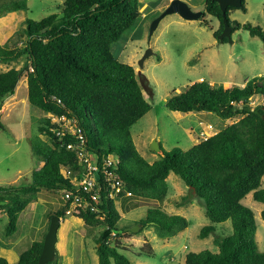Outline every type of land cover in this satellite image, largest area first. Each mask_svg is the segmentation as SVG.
Here are the masks:
<instances>
[{
	"label": "trees",
	"instance_id": "trees-1",
	"mask_svg": "<svg viewBox=\"0 0 264 264\" xmlns=\"http://www.w3.org/2000/svg\"><path fill=\"white\" fill-rule=\"evenodd\" d=\"M27 9V0H0V15ZM199 9L205 11L199 19L203 23L206 14L219 21L213 31L217 38L224 26L218 2L205 0ZM230 9L246 11L245 0L239 7H228L227 17ZM140 15L139 0H64L60 14L51 13L37 21L27 19L23 46L0 43V63L26 56L20 68L0 72V99L13 94L19 79L25 76L32 105L46 114L76 119L89 149L119 157V176L132 192L129 198L163 200L169 190L167 178L173 172L189 188V193L176 201L177 206L191 203L193 197L204 205L210 223L200 229V238L214 232L216 223L231 222V233L214 239L216 252L190 251L184 264H264V251L257 247L254 212L242 202L252 193L255 201L264 204V103L250 104L252 97L264 96V75L248 79L243 86L214 85L202 79L171 95L165 102L171 111H206L223 120L239 119L186 150H166L160 145L158 158L149 162L137 150L130 129L151 105L134 67L119 61L111 51L112 44ZM228 22L232 33L243 28L264 41L260 26L229 18ZM143 77L141 74V81L149 86ZM54 126L52 117L45 116L31 140L33 153L43 162L32 172L31 181L0 186V211L7 217L6 237L16 232L19 213L37 199L40 189L63 191L70 186L60 166L75 169L77 159L50 130ZM0 129L5 130L1 116ZM40 135H48L50 143ZM63 139L71 140L68 136ZM103 209L104 220L89 212L73 214L69 220L103 226L96 239L97 264H133L111 241L113 233L120 235L125 230L118 226L120 214L113 201H104ZM65 213L64 207L57 209L49 215V221L52 215L64 219ZM261 218L264 220V208ZM135 224H140L141 230L151 226L158 238L167 239L185 230L189 221L155 206L147 208ZM46 232L19 254L15 264H37ZM0 264L9 262L0 256ZM47 264H60L58 254Z\"/></svg>",
	"mask_w": 264,
	"mask_h": 264
},
{
	"label": "rangeland",
	"instance_id": "rangeland-1",
	"mask_svg": "<svg viewBox=\"0 0 264 264\" xmlns=\"http://www.w3.org/2000/svg\"><path fill=\"white\" fill-rule=\"evenodd\" d=\"M63 1L27 0V10L0 15V43L23 46L26 20L37 21L51 13L60 14ZM139 1L141 15L132 28L112 44L111 51L119 61L134 67L144 97L151 105V109L130 130L139 153L152 162L158 158L157 152L150 147L153 139L166 150L173 147L186 150L239 119L238 116L223 120L214 112L206 111H171L165 102L200 78L214 85L232 86L264 75V41L251 36L243 28L231 34V42L218 41L213 36L218 20L207 14L206 24L201 20H185L177 14H168L150 35L151 22L161 12L158 5L166 3V0ZM245 2L246 11L230 9L228 18L240 24L258 25L264 31V0ZM148 50L151 54L143 60L141 67L139 61ZM25 58L21 56L16 61L0 63V72L20 68ZM141 74L149 86L141 81ZM262 103L264 96H254L250 101L251 105ZM49 115L28 101L25 76L19 79L13 94L0 99V116L5 126V130L0 129V186L31 181L32 172L42 165L41 159L31 149V140L38 133L42 118ZM40 137L50 143L46 135ZM262 179L264 188V176ZM167 181L169 190L163 200H113V206L120 214L118 226L122 228L133 226L145 215L147 208L155 206L168 214L183 215L189 221L185 230L167 239L158 238L151 226L141 230L140 225L137 232L125 229L120 235L114 233L112 244H117L133 264H184L185 255L190 251L210 249L216 252L214 239L232 231L231 222L227 220L216 223L214 232L200 238V229L210 223L204 205L193 197L191 203L177 206L176 201L187 195L189 188L173 172ZM61 196V191L40 189L37 199L19 213L16 232L7 237L4 235L7 217L0 211V256L5 257L9 264H15L19 254L32 241L42 239L47 231L49 215L63 207ZM242 202L254 212L257 247L264 251V220L261 218L264 204L255 201L252 193ZM102 229V225L88 226L79 220L70 221L69 216L61 219L56 242L60 264H97L96 239Z\"/></svg>",
	"mask_w": 264,
	"mask_h": 264
},
{
	"label": "built area",
	"instance_id": "built-area-1",
	"mask_svg": "<svg viewBox=\"0 0 264 264\" xmlns=\"http://www.w3.org/2000/svg\"><path fill=\"white\" fill-rule=\"evenodd\" d=\"M49 116L56 122V126L50 130L62 140V146L75 153L77 159L75 169L60 166L62 177L70 182L69 188L61 191L66 216L89 212L97 219L104 220V201L132 196L119 176V157L115 153L99 154L89 149L84 131L76 119L53 114ZM67 136L71 140L63 139Z\"/></svg>",
	"mask_w": 264,
	"mask_h": 264
},
{
	"label": "water",
	"instance_id": "water-1",
	"mask_svg": "<svg viewBox=\"0 0 264 264\" xmlns=\"http://www.w3.org/2000/svg\"><path fill=\"white\" fill-rule=\"evenodd\" d=\"M215 1L219 4L222 14V20L224 23L223 29L217 36V38L219 40H222L225 37L229 42H231L232 27L228 22V17L226 16V9L228 7H239L242 3V0ZM168 14H178L181 18L185 20H199L205 14V11L202 9H192V7L184 0H171L169 4L160 12V14L152 20L149 29L150 35L156 29L160 20ZM149 54H151V50H148L143 55V57L139 61V66H143V60ZM150 147L151 150L155 152H159L160 150V145L155 139L152 140ZM60 222L61 219L58 216L52 215L50 217L49 227L43 239V246L37 264H47L48 262H51L54 259L56 253L57 232L60 226ZM139 228L140 224H134L133 226H129L125 229L131 232H137Z\"/></svg>",
	"mask_w": 264,
	"mask_h": 264
},
{
	"label": "crops",
	"instance_id": "crops-1",
	"mask_svg": "<svg viewBox=\"0 0 264 264\" xmlns=\"http://www.w3.org/2000/svg\"><path fill=\"white\" fill-rule=\"evenodd\" d=\"M171 0H166V3H164V4H159L158 5V10H163L168 4H169V2H170ZM188 2V4L192 7V8H201L202 7V5L204 4V2H205V0H187ZM17 13V12H16ZM178 15V14H177ZM144 16V15H143ZM200 22V21H199ZM217 29H218V27H219V21L217 22ZM216 30V29H215ZM214 30V31H215ZM201 79V78H200ZM200 79H199V81H200ZM248 80V79H247ZM246 80V81H247ZM246 81H245V83H246ZM244 83V84H245ZM244 84H242V85H239V86H243ZM235 85V84H234ZM233 86V85H232ZM256 96H259V95H256ZM205 139V138H204ZM134 142V141H133ZM135 144V143H134ZM138 150V149H137ZM139 151V150H138ZM156 159H157V157H156ZM155 160V159H154ZM153 160V161H154ZM150 162V161H149ZM43 163V162H42ZM262 181H263V179H262ZM263 183V182H262ZM0 245H1V243H0Z\"/></svg>",
	"mask_w": 264,
	"mask_h": 264
}]
</instances>
